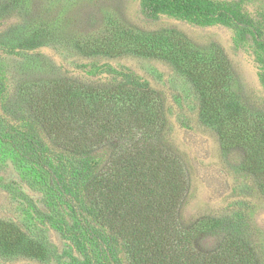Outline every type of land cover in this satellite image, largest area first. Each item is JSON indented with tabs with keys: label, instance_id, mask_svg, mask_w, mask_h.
<instances>
[{
	"label": "trees",
	"instance_id": "16d2710c",
	"mask_svg": "<svg viewBox=\"0 0 264 264\" xmlns=\"http://www.w3.org/2000/svg\"><path fill=\"white\" fill-rule=\"evenodd\" d=\"M140 10L149 23L167 16L202 27H231L236 50L255 43L264 88V31L253 17L217 0H140ZM7 22L0 15V25ZM36 36L25 43L36 44ZM30 45L22 49L33 50ZM0 49L13 50L1 43ZM222 52L201 64L191 58L181 64L200 90L197 120L215 132L226 154L242 153L235 175L233 168L221 173L232 179L225 180V190L241 197L229 216L185 217L192 167L171 138L166 92L141 82L132 68L118 76L109 66L99 79L69 72L42 78L5 101L21 104L22 124L5 129L0 121V138L46 178L43 208L62 214L63 234L85 260L264 264V225L255 217L258 204H264V95H227L232 79L227 63L234 66ZM7 92L0 79V102ZM19 233L15 225L0 223V245L22 240ZM212 233L217 243L200 247L199 240ZM27 245L35 256L48 251L32 233Z\"/></svg>",
	"mask_w": 264,
	"mask_h": 264
},
{
	"label": "rangeland",
	"instance_id": "374dc122",
	"mask_svg": "<svg viewBox=\"0 0 264 264\" xmlns=\"http://www.w3.org/2000/svg\"><path fill=\"white\" fill-rule=\"evenodd\" d=\"M217 1L253 17L264 31V0ZM0 15L8 21L0 25V43L13 48L0 49V79L8 88V96L0 102L5 129H19L22 124L21 104L4 103L13 101L26 84L66 72L86 79L105 78L109 66L120 76L121 69L132 68L141 82L166 92L171 138L192 167L185 217L233 214L241 197L225 190V180L231 177L221 173L233 168L235 175L242 153L226 154L215 132L197 120L200 90L181 63L191 58L201 64L223 51L234 66L227 63V74L232 72L227 95L241 94L244 99L264 95L253 41L236 50L235 32L225 25L202 27L167 16L149 23L141 14L140 0H0ZM35 33L38 42L26 44L25 38ZM26 45L33 50H23ZM45 195L46 178L32 171L19 152L0 138V223L15 225L22 237L12 246L0 245V264H97L75 252L59 225L64 223L62 214L44 210ZM255 217L264 225V204H258ZM31 233L48 249L45 256L28 249ZM218 240L212 233L198 245L207 249Z\"/></svg>",
	"mask_w": 264,
	"mask_h": 264
}]
</instances>
